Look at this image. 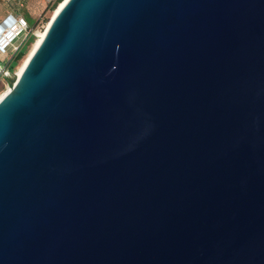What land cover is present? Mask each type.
<instances>
[{"label": "water", "instance_id": "water-1", "mask_svg": "<svg viewBox=\"0 0 264 264\" xmlns=\"http://www.w3.org/2000/svg\"><path fill=\"white\" fill-rule=\"evenodd\" d=\"M7 85L0 264H264V0H66Z\"/></svg>", "mask_w": 264, "mask_h": 264}, {"label": "built area", "instance_id": "built-area-1", "mask_svg": "<svg viewBox=\"0 0 264 264\" xmlns=\"http://www.w3.org/2000/svg\"><path fill=\"white\" fill-rule=\"evenodd\" d=\"M14 3L19 8L25 7L27 0H7ZM59 0H44L45 7L51 8L53 5L58 4ZM13 16V22L6 26L5 29L0 33V55L5 59H9L6 65L0 63V75L2 72L10 74L9 63L13 60L14 56L19 50L28 42L31 36L37 35L34 27H30L27 20L20 13H9ZM40 17V15H39Z\"/></svg>", "mask_w": 264, "mask_h": 264}, {"label": "rangeland", "instance_id": "rangeland-1", "mask_svg": "<svg viewBox=\"0 0 264 264\" xmlns=\"http://www.w3.org/2000/svg\"><path fill=\"white\" fill-rule=\"evenodd\" d=\"M11 5H9L6 0H0V22L11 12ZM22 12L25 13L28 21L30 22L31 26L34 27V30L38 32L39 30L43 29V26L46 24L50 10L45 7L44 0H27L25 7L21 8ZM40 15V17H38ZM38 17V20L36 18ZM26 44H28L26 42ZM30 44H28L27 52L29 50ZM8 58L5 59L2 55H0V63L2 65H6L8 62ZM20 59L16 65L11 69L9 66L10 74H2L0 75V92L6 89L7 85V77H11L12 74L15 72L18 64L21 62ZM12 61H10L11 63ZM10 63L8 65H10Z\"/></svg>", "mask_w": 264, "mask_h": 264}, {"label": "bare ground", "instance_id": "bare-ground-1", "mask_svg": "<svg viewBox=\"0 0 264 264\" xmlns=\"http://www.w3.org/2000/svg\"><path fill=\"white\" fill-rule=\"evenodd\" d=\"M66 0H62L61 2H59V4L56 6V8L54 10H52L49 14V18L46 22V24L43 26L42 30H39L37 32L36 37L34 38L33 42L30 44L29 50L26 53V55L22 58L21 62L18 64L15 72H14V77L16 78L22 71L27 59L29 58V56L32 54V52L34 51V49L36 48V46L39 44V42L41 41L42 37L44 36V32L45 29L47 28V26L49 25L51 19L53 18V16L56 14V12H58V10L64 5ZM9 90V86L6 87V89L2 92H0V98Z\"/></svg>", "mask_w": 264, "mask_h": 264}, {"label": "trees", "instance_id": "trees-1", "mask_svg": "<svg viewBox=\"0 0 264 264\" xmlns=\"http://www.w3.org/2000/svg\"><path fill=\"white\" fill-rule=\"evenodd\" d=\"M61 1H62V0H59V1H58V4H59V2H61ZM6 2H7L9 5H11V7H12L10 13H16V12L20 11V13H21V14L24 16V18L27 20L29 26L32 27L31 24H30V22L28 21V18L26 17L25 13L22 12V9H21V8H19L17 5H15V4L12 3V2H9V1H7V0H6ZM58 4L53 5L51 8H49V10H50V11L54 10ZM38 17H39V16H38ZM38 17L36 18V20H38ZM34 38H35V35L31 36V38L28 40L27 43H28V44H31V43L33 42ZM28 44H25V45L19 50V52H17V54L14 56L12 62H11L10 65H9V66L11 67V69L16 65V63H17L20 59H22V58L26 55Z\"/></svg>", "mask_w": 264, "mask_h": 264}]
</instances>
